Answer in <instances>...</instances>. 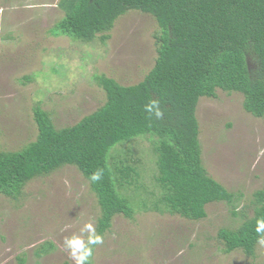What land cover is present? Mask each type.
<instances>
[{
  "label": "rangeland",
  "instance_id": "1",
  "mask_svg": "<svg viewBox=\"0 0 264 264\" xmlns=\"http://www.w3.org/2000/svg\"><path fill=\"white\" fill-rule=\"evenodd\" d=\"M58 2L0 0V151L19 150L36 138L37 103L56 128L71 126L105 102L94 75L134 85L153 66L157 26L151 16L129 11L104 44L98 38L81 43L49 34L64 14ZM242 100L240 93L217 90L196 107L202 165L242 195L238 215L224 203L207 205L199 221L153 211H137L132 219L116 215L89 264H264V245L258 243L250 258L240 250L224 254L217 239L220 229L239 226L241 214L252 215V195L264 189V116L246 113ZM151 141L139 136L125 147L139 158L142 182L153 191ZM99 216L88 181L72 166L30 181L17 201L0 195V264H76L65 240L76 236L87 243L89 233L82 230L91 223L97 234ZM47 243L53 248L36 256Z\"/></svg>",
  "mask_w": 264,
  "mask_h": 264
},
{
  "label": "trees",
  "instance_id": "2",
  "mask_svg": "<svg viewBox=\"0 0 264 264\" xmlns=\"http://www.w3.org/2000/svg\"><path fill=\"white\" fill-rule=\"evenodd\" d=\"M57 7L64 14L49 34L81 43L98 38L104 44L116 20L129 11L151 16L156 57L134 85L94 75L105 102L74 125L56 128L37 103L36 138L19 150L0 151V195L17 201L30 181L72 166L96 197L99 236L116 215L132 219L137 211L199 221L206 218L207 205L224 203L237 216L242 195L228 191L202 165L196 107L202 97L215 98L217 90L237 92L246 113L264 116V0H59ZM152 101H158L160 119L145 111ZM139 136L152 139L153 191L142 182L139 158L125 147ZM97 172L101 178L93 181ZM251 208L252 215L241 214L235 229L218 231L224 254L240 250L255 256L264 236L256 232L257 221L264 219V189L253 193ZM50 248L51 243L42 245L36 256Z\"/></svg>",
  "mask_w": 264,
  "mask_h": 264
},
{
  "label": "clouds",
  "instance_id": "3",
  "mask_svg": "<svg viewBox=\"0 0 264 264\" xmlns=\"http://www.w3.org/2000/svg\"><path fill=\"white\" fill-rule=\"evenodd\" d=\"M145 111L155 115L157 119H160L163 116L159 108L158 101H152L145 106ZM101 178V173L97 172L91 176L93 181H98ZM82 231L89 233L87 243L84 239L80 237H72L65 240V246L71 250V256L75 260L76 264H87L89 258L92 256L91 245L101 244L103 238L95 234V229L91 223H88L84 226ZM256 232L264 234V219L257 221ZM258 243L264 245V236L258 241Z\"/></svg>",
  "mask_w": 264,
  "mask_h": 264
}]
</instances>
